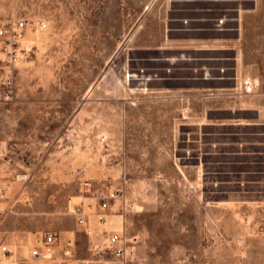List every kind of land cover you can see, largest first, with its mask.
Returning <instances> with one entry per match:
<instances>
[{"label": "rangeland", "instance_id": "374dc122", "mask_svg": "<svg viewBox=\"0 0 264 264\" xmlns=\"http://www.w3.org/2000/svg\"><path fill=\"white\" fill-rule=\"evenodd\" d=\"M179 1L0 0V240L89 257L101 187L93 227L135 254L111 264H264V0H197L231 18L200 36Z\"/></svg>", "mask_w": 264, "mask_h": 264}, {"label": "built area", "instance_id": "2783aa9c", "mask_svg": "<svg viewBox=\"0 0 264 264\" xmlns=\"http://www.w3.org/2000/svg\"><path fill=\"white\" fill-rule=\"evenodd\" d=\"M27 22L19 21L12 29V37L15 42L20 40L22 31L27 27ZM8 33L6 28L0 27V35ZM84 185L92 189L89 180ZM93 198L96 203L89 204L92 212H88L84 204L76 206L73 213L77 223L83 227L86 234L89 257H78L77 238L74 236L62 239L60 233L54 230H46L37 233L31 243L22 248H12L9 241L0 240V264H111L117 260L126 262L134 258L133 247L127 244L126 238L119 231L96 230L93 227L90 213L100 223L107 222L108 217L117 208V194L107 193L104 188H94ZM3 194L0 192V197ZM2 213L0 212V219Z\"/></svg>", "mask_w": 264, "mask_h": 264}, {"label": "crops", "instance_id": "0c3cea01", "mask_svg": "<svg viewBox=\"0 0 264 264\" xmlns=\"http://www.w3.org/2000/svg\"><path fill=\"white\" fill-rule=\"evenodd\" d=\"M174 10L177 14L175 20L180 23L179 27L187 33H192V36H200V32L214 27L217 21L225 26L226 22L231 20L228 8L211 2L204 5L197 0H180Z\"/></svg>", "mask_w": 264, "mask_h": 264}, {"label": "bare ground", "instance_id": "6f19581e", "mask_svg": "<svg viewBox=\"0 0 264 264\" xmlns=\"http://www.w3.org/2000/svg\"><path fill=\"white\" fill-rule=\"evenodd\" d=\"M131 74H129L128 76H130ZM143 88V87H142Z\"/></svg>", "mask_w": 264, "mask_h": 264}]
</instances>
